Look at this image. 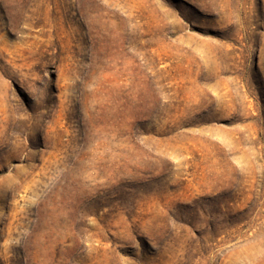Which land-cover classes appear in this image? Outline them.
<instances>
[{
	"label": "rangeland",
	"instance_id": "374dc122",
	"mask_svg": "<svg viewBox=\"0 0 264 264\" xmlns=\"http://www.w3.org/2000/svg\"><path fill=\"white\" fill-rule=\"evenodd\" d=\"M0 264H264V0H0Z\"/></svg>",
	"mask_w": 264,
	"mask_h": 264
}]
</instances>
